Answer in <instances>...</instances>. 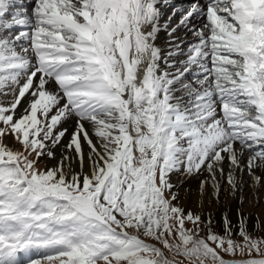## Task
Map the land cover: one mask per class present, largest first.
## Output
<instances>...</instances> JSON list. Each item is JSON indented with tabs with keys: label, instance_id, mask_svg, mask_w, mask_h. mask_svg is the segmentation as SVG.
Here are the masks:
<instances>
[{
	"label": "snow or ice",
	"instance_id": "1",
	"mask_svg": "<svg viewBox=\"0 0 264 264\" xmlns=\"http://www.w3.org/2000/svg\"><path fill=\"white\" fill-rule=\"evenodd\" d=\"M245 175L264 0H0V264H264ZM174 176L240 206L217 229Z\"/></svg>",
	"mask_w": 264,
	"mask_h": 264
},
{
	"label": "rangeland",
	"instance_id": "2",
	"mask_svg": "<svg viewBox=\"0 0 264 264\" xmlns=\"http://www.w3.org/2000/svg\"><path fill=\"white\" fill-rule=\"evenodd\" d=\"M164 12L167 14L168 9L166 8ZM189 39H191V36H189ZM244 179L246 183L240 193L241 196H243V193L245 194L243 208L245 213L249 215V221L252 229L258 236H264V233L260 232V228L256 223L257 218L264 219V186L253 184L246 175ZM173 180L181 186L177 189L181 201L192 210L197 212L202 211L205 214L210 213L217 229L220 226L219 222L221 214L228 212L234 206H240L238 201H234L232 199L231 193L227 190V186L221 190L220 198L217 200L212 194L211 189L201 192L199 181L194 178L185 180L182 176H174Z\"/></svg>",
	"mask_w": 264,
	"mask_h": 264
},
{
	"label": "bare ground",
	"instance_id": "3",
	"mask_svg": "<svg viewBox=\"0 0 264 264\" xmlns=\"http://www.w3.org/2000/svg\"><path fill=\"white\" fill-rule=\"evenodd\" d=\"M31 0H20V3L23 5V4H29V2H30ZM168 2L169 3H176L177 2V0H168ZM182 2L184 3V6H187V0H182ZM33 3V2H32ZM31 3V4H32ZM30 4V5H31ZM29 5V6H30ZM25 7H28V5H26ZM166 8H163L162 10L164 11ZM167 35H166V33L165 32H161V34H160V36H159V40H158V44L161 46V47H166V45H167ZM192 182V181H191ZM195 195V194H194ZM243 196V200H244V196H245V194L243 193L242 194ZM197 196V195H196ZM191 197H193V196H191ZM223 197V196H222ZM251 198V197H250ZM260 219V218H259ZM33 257H35V256H33ZM22 264H23V259H22Z\"/></svg>",
	"mask_w": 264,
	"mask_h": 264
}]
</instances>
